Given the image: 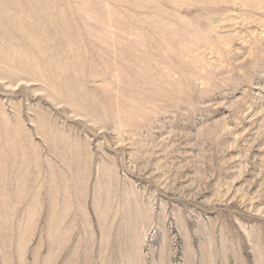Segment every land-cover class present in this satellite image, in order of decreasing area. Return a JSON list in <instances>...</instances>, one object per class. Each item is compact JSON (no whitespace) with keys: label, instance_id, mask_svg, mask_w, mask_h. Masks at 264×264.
Instances as JSON below:
<instances>
[{"label":"rangeland","instance_id":"1","mask_svg":"<svg viewBox=\"0 0 264 264\" xmlns=\"http://www.w3.org/2000/svg\"><path fill=\"white\" fill-rule=\"evenodd\" d=\"M0 264H264V0H0Z\"/></svg>","mask_w":264,"mask_h":264}]
</instances>
